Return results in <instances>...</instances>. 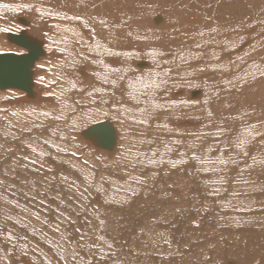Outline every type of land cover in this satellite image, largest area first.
I'll return each instance as SVG.
<instances>
[{"label":"bare ground","instance_id":"obj_1","mask_svg":"<svg viewBox=\"0 0 264 264\" xmlns=\"http://www.w3.org/2000/svg\"><path fill=\"white\" fill-rule=\"evenodd\" d=\"M22 2L0 0V29L21 24L0 56L27 54L6 37L22 31L43 54L30 93L0 92V264H264V70L241 75L264 21L223 30L197 0ZM100 123L111 149L84 133Z\"/></svg>","mask_w":264,"mask_h":264},{"label":"rangeland","instance_id":"obj_2","mask_svg":"<svg viewBox=\"0 0 264 264\" xmlns=\"http://www.w3.org/2000/svg\"><path fill=\"white\" fill-rule=\"evenodd\" d=\"M156 1H158V0H156ZM160 1H166V0H160ZM197 1L199 3H202V6L206 9V12L207 11L212 12V10L214 8L218 11V12H212V13L215 16L219 15L221 17L220 20H218L219 22L216 23V25L217 26L218 25L223 26V30L229 29V25H231L230 28L232 30H236L239 28V26L242 23H247L246 24V27H247L251 23H254V20L264 21V11H263L264 10V4L258 2L257 0H252V1H250V0H227L230 4H228L227 6H224L225 8L222 7L221 4H219L220 0H197ZM31 2H32V0H25V2H22L21 4L15 5V7L17 8V10L15 12L19 13V15L21 16V11H25L27 9V7L31 5L30 4ZM222 8H224V9H222ZM201 12H202V10H201ZM10 16L11 15H9L8 17L6 16L7 17V23H5L6 25L2 29H7L8 31H14L17 28V26H20L21 24H19L18 22H15V21L13 24L12 21L10 20ZM234 22L237 23L238 26ZM141 24H143V23H141ZM2 33H3V31H0V41L1 42L3 41V38L1 37ZM245 33L247 36H249L246 30H245ZM238 36H240V35H238ZM238 36L235 33V34H231V37H227L225 35V33L223 32L222 47L225 48L227 45L231 44L232 42H236V39H239ZM256 39H258V40L254 44H253L254 39H249V40H246L245 42L242 43L244 45L243 50H247L246 53H248L250 55L254 54L256 56H259V57H257L258 61L256 60L254 64H251V63H253L252 60L246 61V64L248 63L247 65L244 63L245 61L242 62V65L245 69L241 75H243L244 77H248V76L251 77V75H254V74H252V69L255 67L257 68L256 72H255L256 75H258L262 70H264L263 69L264 68V63H263L264 62V52H262V48H264V37L256 38ZM251 44H253V45L250 47ZM14 45L17 48H21V49L25 50L24 53H28V51L24 47H21V46L16 45V44H14ZM0 50L3 51V47ZM249 64H251V65L249 66ZM242 65H239V66H242ZM184 66H185V68L188 67L186 65H184ZM238 69H239V67H238ZM231 70H232V68L229 66V68L225 70V73H227ZM205 80H207V79L200 81L199 86L201 87V89L203 91H205V96H207V98H209L212 94V86L213 85L211 82H207ZM193 81L195 82L196 80L194 79ZM249 81H250V79H249ZM250 82L252 83V81H250ZM3 90L4 89H0V92H3ZM1 115H3V114L0 113V116ZM30 121H32V120H30ZM10 132L14 133L13 130H10ZM17 132H18L17 134H19L18 129H17Z\"/></svg>","mask_w":264,"mask_h":264},{"label":"water","instance_id":"obj_3","mask_svg":"<svg viewBox=\"0 0 264 264\" xmlns=\"http://www.w3.org/2000/svg\"><path fill=\"white\" fill-rule=\"evenodd\" d=\"M6 37L11 43L24 47L28 53L0 56V89L16 88L30 93L33 87L32 67L43 54L42 41H35L23 31L19 35L7 34ZM84 133L98 137L99 145L105 149H111L115 143L114 133L108 123L95 124Z\"/></svg>","mask_w":264,"mask_h":264},{"label":"snow or ice","instance_id":"obj_4","mask_svg":"<svg viewBox=\"0 0 264 264\" xmlns=\"http://www.w3.org/2000/svg\"><path fill=\"white\" fill-rule=\"evenodd\" d=\"M0 31H8L7 29H0ZM244 145H245V141L244 140H241L238 144H237V147L238 148H243L244 147ZM33 151H35V149H33ZM221 163H226L225 161H221ZM97 191L98 192H100V191H102V189H97ZM100 223L101 224H103L104 223V221L101 219V221H100ZM57 230H59V229H57ZM11 237H9V239H10ZM111 247V245H109V248ZM89 264H90V262H89Z\"/></svg>","mask_w":264,"mask_h":264}]
</instances>
